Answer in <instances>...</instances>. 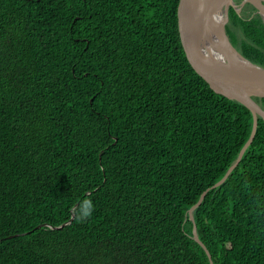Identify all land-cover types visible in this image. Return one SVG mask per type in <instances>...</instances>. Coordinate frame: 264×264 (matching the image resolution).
<instances>
[{"label": "trees", "instance_id": "1", "mask_svg": "<svg viewBox=\"0 0 264 264\" xmlns=\"http://www.w3.org/2000/svg\"><path fill=\"white\" fill-rule=\"evenodd\" d=\"M180 2L0 0V264H209L193 224L213 264H264L261 115L187 213L252 114L188 61ZM254 12L225 32L264 68Z\"/></svg>", "mask_w": 264, "mask_h": 264}, {"label": "water", "instance_id": "2", "mask_svg": "<svg viewBox=\"0 0 264 264\" xmlns=\"http://www.w3.org/2000/svg\"><path fill=\"white\" fill-rule=\"evenodd\" d=\"M207 1L181 0L177 10L178 33L181 46L194 70L208 83L214 92L230 100L237 101L250 110L252 114V128L248 140L242 146L237 158L227 169L223 177L212 186L206 188L200 194L198 201L188 209L187 213L192 222V213L200 205L207 191L221 185L239 163L244 151L254 137L258 115H261L264 119V111L250 99L251 97L264 98V68L247 60L232 45L225 32V24L228 21V8L232 7L238 13L245 3H249L254 7L255 12L259 14L264 23V0H242L240 4H237L235 0H222L221 4H225L226 19L222 29L217 32L218 40L223 46L222 48L213 41L209 30L210 19L221 4L209 5ZM235 57L246 61L254 66L255 69H247ZM70 221L49 228L60 229L69 224ZM40 226L38 225L34 229ZM26 233H22L21 235ZM192 237L204 249L209 264H213L208 250L198 239L194 224L192 227Z\"/></svg>", "mask_w": 264, "mask_h": 264}, {"label": "bare ground", "instance_id": "3", "mask_svg": "<svg viewBox=\"0 0 264 264\" xmlns=\"http://www.w3.org/2000/svg\"><path fill=\"white\" fill-rule=\"evenodd\" d=\"M246 1V0H245ZM222 2V0H208L207 3L209 5H220ZM225 4H221L219 6V8L217 9V11L215 12V14L213 15V17L210 19L209 22V30H210V34L212 36L213 41L219 46V47H223L221 42L218 40L217 37V32L220 31L222 29V26L225 22ZM237 61L239 63H241L244 67H246L247 69H255L254 66L250 65L249 63H247L246 61L237 58Z\"/></svg>", "mask_w": 264, "mask_h": 264}, {"label": "rangeland", "instance_id": "4", "mask_svg": "<svg viewBox=\"0 0 264 264\" xmlns=\"http://www.w3.org/2000/svg\"><path fill=\"white\" fill-rule=\"evenodd\" d=\"M254 13H256V12H254ZM227 23H228V21H227Z\"/></svg>", "mask_w": 264, "mask_h": 264}]
</instances>
